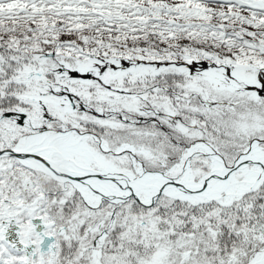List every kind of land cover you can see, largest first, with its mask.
<instances>
[{
  "label": "snow or ice",
  "instance_id": "6c2138e0",
  "mask_svg": "<svg viewBox=\"0 0 264 264\" xmlns=\"http://www.w3.org/2000/svg\"><path fill=\"white\" fill-rule=\"evenodd\" d=\"M0 264H264V0H0Z\"/></svg>",
  "mask_w": 264,
  "mask_h": 264
}]
</instances>
